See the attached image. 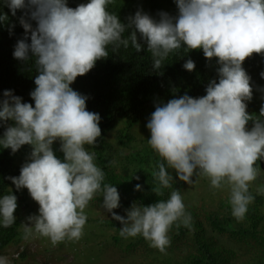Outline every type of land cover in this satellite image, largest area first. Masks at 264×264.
Here are the masks:
<instances>
[{"label":"clouds","instance_id":"9594fccd","mask_svg":"<svg viewBox=\"0 0 264 264\" xmlns=\"http://www.w3.org/2000/svg\"><path fill=\"white\" fill-rule=\"evenodd\" d=\"M110 3L87 0L72 8L68 0H0V9L7 7L11 16L22 12L18 22L24 38L17 40L13 57L35 58L37 71L36 87L29 93L34 106L12 90L3 92L0 124L13 123L0 135V146L12 153L32 146L19 176L8 177L16 190L26 188L39 205V214L27 217L31 226L23 224L25 238L35 232L53 245L80 239L87 221L84 209L102 193L103 209L122 225L120 236L141 235L164 252L171 243V226L177 221L188 226L191 221L179 189L147 206L133 202L126 217L113 212L120 207L118 190L102 186L105 174L94 163L95 153L85 147L94 146L101 136V117L86 109L88 97L70 85L108 57L109 46L117 53L129 46L140 52L146 45L153 71L162 69L169 55L182 48L201 49L205 58H217L218 82L211 80L205 95L185 94L157 104L147 121L148 144L160 158L153 172L158 182L153 191L162 194L161 189L173 187L176 181L167 169L189 185L194 174L203 175L215 189L227 186L231 214L243 220L254 200L249 184L260 170L254 165L264 160V105L258 117L247 112L253 89L242 62L253 53L264 54V0H175L176 16L161 11L155 19L138 9L127 24L107 10ZM8 21L9 15L0 10V25ZM183 68L193 71L194 61L188 59ZM260 76L264 78V71ZM250 120L253 126L248 129ZM56 140L63 161L54 154ZM135 190L141 191V185L136 184ZM16 208L15 195L0 196V226L14 224ZM0 264L11 262L0 255Z\"/></svg>","mask_w":264,"mask_h":264},{"label":"trees","instance_id":"16d2710c","mask_svg":"<svg viewBox=\"0 0 264 264\" xmlns=\"http://www.w3.org/2000/svg\"><path fill=\"white\" fill-rule=\"evenodd\" d=\"M82 3H87V0H68L67 6L75 8ZM138 9L155 19H159L158 13L161 11L171 16L178 14L175 0H112L107 5V10L125 24ZM0 10L9 15L8 23L0 25V100L4 98L5 90H12L14 95L22 98V102L34 106L29 93L36 87L35 58L20 61L13 57L17 40L24 38L25 30L18 22L22 12L18 10L16 16H11L7 7ZM31 23L34 28L35 21ZM9 25L14 27L10 29ZM128 34L127 31L124 33L125 36ZM137 36L140 42L139 33ZM27 42L30 43V38ZM146 47L144 45L140 52L131 46L127 49L121 47L117 53H113L109 46V56L98 60L88 73L78 76L70 87L86 95V109L101 117V136L94 146L85 147L95 153L94 163L105 174L102 186L110 184L118 190L120 207L113 209V212L126 217L125 210L133 202L147 206L168 199L171 191L179 189L186 212L191 215L190 224L185 226L180 221L175 222L168 232L170 246L160 252L141 235L120 236L122 225L103 209L102 193H97L89 202L86 209L89 211H84L87 220L103 227L102 235L108 232L106 247L112 251H123L125 255L132 254L134 264H264V160H258L254 165L260 168L257 178L249 184V192L254 200L240 221L231 214L227 186L226 193L215 202H192L186 196L192 184L179 181L175 171L167 169L176 181L173 187L161 189L162 194L153 191L158 186L153 172L157 170L160 158L148 144L150 131L146 124L151 113L157 104L167 103L170 99L185 94L193 98L205 95L209 82L214 79L218 82L219 65L217 58H205L201 49L184 52L182 48L169 55L162 69L153 71L151 53ZM188 59L195 63L193 71L183 68ZM242 67L250 76L253 89L246 110L258 117L264 105V91H261L264 89V78L260 76L264 71V54L253 53L246 57ZM12 123L0 124V135ZM252 126L253 121L250 120L246 128ZM52 148L63 161L60 141H54ZM31 151V145H23L15 153L0 146V196L11 193L17 197L14 224L8 228L0 226V255L5 256L8 249L21 245L25 239L21 210L25 196L10 187L13 183L8 177L19 176L22 165L29 161ZM133 176H139V180ZM192 178H195L194 175ZM136 184L141 185V191L135 190ZM32 254L22 250L16 257L7 258L11 264H30L31 261L35 262V255ZM56 258L60 259L59 256Z\"/></svg>","mask_w":264,"mask_h":264},{"label":"rangeland","instance_id":"374dc122","mask_svg":"<svg viewBox=\"0 0 264 264\" xmlns=\"http://www.w3.org/2000/svg\"><path fill=\"white\" fill-rule=\"evenodd\" d=\"M86 149L88 148L86 147ZM57 158L62 161L59 156ZM194 177L192 178L194 183L189 188L187 187L186 191V196L190 201L215 202L220 195L226 193V186L215 189L211 187L206 176L194 174ZM10 187L16 189L14 184ZM19 191L20 195L25 196L23 203H21L24 224L31 226L27 217L38 215L39 205L31 198L26 188ZM87 208L84 211H89L86 210ZM92 213L94 214L95 210ZM97 213L99 214V212ZM102 229L103 227L96 226L91 220H87L80 239H65L56 245H53L48 237L34 232L31 236L25 238L21 245L8 249L5 256L16 257L18 252L26 250L28 254L33 253L32 255H35V262L31 261L30 264H134L131 259L132 254L125 255L123 251H112L106 247L108 242L105 238L108 232L106 231L102 235ZM108 230L111 232L110 229ZM55 256H59L60 259L56 258V261Z\"/></svg>","mask_w":264,"mask_h":264}]
</instances>
